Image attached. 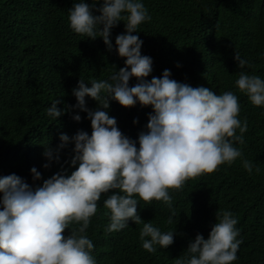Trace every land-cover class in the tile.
<instances>
[{
	"label": "trees",
	"instance_id": "trees-1",
	"mask_svg": "<svg viewBox=\"0 0 264 264\" xmlns=\"http://www.w3.org/2000/svg\"><path fill=\"white\" fill-rule=\"evenodd\" d=\"M74 2L0 0V177L16 174L35 187L57 172L70 175L75 171L78 165L71 166L74 145L62 149L59 162L53 160L48 169L43 167L45 146L56 149L61 134L72 137L83 130L91 135L87 113L73 107V89L80 79L88 83L104 80L112 67L119 71L125 66L115 47L109 52L101 38L91 40L71 30L68 10ZM85 2L92 4V0ZM143 2L151 15L138 28L142 55L153 60L147 80L160 77L167 69L178 82L209 87L217 94L235 92L240 118L248 122L245 143L236 146L242 149L243 158L255 162L259 172L249 174L238 159L189 179L182 190H171V208L162 201H141L137 210L143 221H152L162 231L176 230L174 243L156 253L142 248V225L129 221L121 231L105 230L109 215L103 201L114 194L110 190L102 194L87 230L95 244L93 254L98 264H175L197 234L208 238L218 210H229L238 217V239L243 241L234 264H264V107L252 105L236 88L241 69L234 60L239 53L252 65L243 71L264 77V0ZM123 32V23L111 30L113 45ZM136 83L132 78L129 86ZM55 99L61 100L58 108L68 109L56 120L47 114ZM86 101L90 110L97 108L96 101L89 97ZM108 111L122 133L137 141L147 130L152 109L140 104L124 108L111 101ZM77 114L82 118L79 122L73 119ZM33 167L42 173V180H33ZM173 211L177 223L170 225L167 220ZM70 231L66 229L64 235Z\"/></svg>",
	"mask_w": 264,
	"mask_h": 264
},
{
	"label": "clouds",
	"instance_id": "clouds-1",
	"mask_svg": "<svg viewBox=\"0 0 264 264\" xmlns=\"http://www.w3.org/2000/svg\"><path fill=\"white\" fill-rule=\"evenodd\" d=\"M150 20L143 0H92V4L77 0L68 10L74 33L91 40L101 38L109 52L115 47L125 66L119 71L112 67L104 80L88 83L80 79L73 89V107L87 113L91 135L83 130L72 137L61 134L56 149L45 146L43 167L48 169L53 160L59 162L62 149L74 145L71 166L78 165L75 171L70 175L57 172L35 187L16 174L0 177V264H98L87 230L102 194L110 190L114 194L103 201L109 215L105 230L121 231L129 221L142 225V248L156 253L174 243L176 230L162 231L152 221H143L137 210L141 201H162L171 208V190H182L189 179L238 159L249 174L259 172L255 162L243 158L242 149L236 146L245 143L248 122L240 118L235 92L217 94L209 87L178 82L167 69L160 77L147 80L153 60L142 55L138 28ZM120 23L124 32L113 45L111 30ZM234 60L241 69L236 88L252 105L264 107V77L243 71L252 65L239 53ZM132 78L137 83L130 87ZM86 97L97 102L95 110L86 106ZM111 101L124 108L151 107L147 130L137 141L123 134L109 114ZM60 103L55 99L47 108L54 120L68 110L58 108ZM73 119L79 122L82 118L77 114ZM31 175L34 181L42 180L35 167ZM167 223H177L174 211ZM237 224L233 212L218 210L208 238L197 234L175 264H234L243 242L238 239ZM66 229L71 230L68 236Z\"/></svg>",
	"mask_w": 264,
	"mask_h": 264
}]
</instances>
